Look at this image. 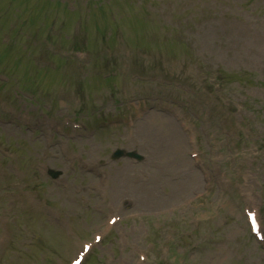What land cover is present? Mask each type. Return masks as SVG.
Returning a JSON list of instances; mask_svg holds the SVG:
<instances>
[{"label":"rangeland","instance_id":"rangeland-1","mask_svg":"<svg viewBox=\"0 0 264 264\" xmlns=\"http://www.w3.org/2000/svg\"><path fill=\"white\" fill-rule=\"evenodd\" d=\"M3 78L0 264H264V0H0Z\"/></svg>","mask_w":264,"mask_h":264},{"label":"water","instance_id":"water-1","mask_svg":"<svg viewBox=\"0 0 264 264\" xmlns=\"http://www.w3.org/2000/svg\"><path fill=\"white\" fill-rule=\"evenodd\" d=\"M128 155H129V156L138 157L136 154H133V153H129Z\"/></svg>","mask_w":264,"mask_h":264},{"label":"bare ground","instance_id":"bare-ground-1","mask_svg":"<svg viewBox=\"0 0 264 264\" xmlns=\"http://www.w3.org/2000/svg\"><path fill=\"white\" fill-rule=\"evenodd\" d=\"M86 261H87V260H86ZM86 261H85V262H86ZM85 262H84L83 264H85Z\"/></svg>","mask_w":264,"mask_h":264}]
</instances>
